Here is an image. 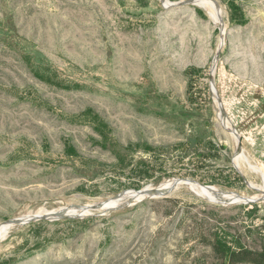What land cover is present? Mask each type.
Instances as JSON below:
<instances>
[{"label": "rangeland", "instance_id": "1", "mask_svg": "<svg viewBox=\"0 0 264 264\" xmlns=\"http://www.w3.org/2000/svg\"><path fill=\"white\" fill-rule=\"evenodd\" d=\"M169 1L0 0V264L259 248L264 0Z\"/></svg>", "mask_w": 264, "mask_h": 264}, {"label": "trees", "instance_id": "2", "mask_svg": "<svg viewBox=\"0 0 264 264\" xmlns=\"http://www.w3.org/2000/svg\"><path fill=\"white\" fill-rule=\"evenodd\" d=\"M190 147H194L199 142L200 138L188 139ZM255 212L264 213V206L254 204ZM260 218L264 221V214H259ZM260 229L264 231V222ZM205 244L212 247L215 254V264H264V238H261L259 248L253 249L242 244L241 238L237 240V249H231L226 243H223L219 236L215 235L210 239L200 236ZM213 264V263H212Z\"/></svg>", "mask_w": 264, "mask_h": 264}, {"label": "water", "instance_id": "3", "mask_svg": "<svg viewBox=\"0 0 264 264\" xmlns=\"http://www.w3.org/2000/svg\"><path fill=\"white\" fill-rule=\"evenodd\" d=\"M163 2H164V0H162ZM168 2H170L169 0H167ZM165 5H166V3H164ZM178 5V4H177ZM166 6H176L174 3H171L170 2V5H166ZM238 135V148H240V149H242V147H241V145H240V143H241V138H240V135L239 134H237ZM177 182H178V184L179 183H188V181H182V180H177ZM169 191H167L166 193H162V187H159V188H157V189H155V190H153V191H146V192H138V193H136V196L135 197H133L132 198V200H136V199H142V198H145V197H149V198H152V199H154V198H158V197H161V196H163V195H165V194H167ZM258 200H262V201H264V193H263V195L260 197V198H258ZM236 201H232V203H235ZM238 202V201H237ZM253 202H255V200H251V199H246V200H244V203H253ZM125 204H127V205H129L130 204V202L128 203H125ZM99 207V206H98ZM97 206L96 207H93L94 209L95 208H98ZM116 207H118L117 205H115V206H111V207H109V209L110 208H116ZM61 216H64V215H61ZM38 217V215H34L33 217H30V218H28V219H26V220H24V221H22L21 222V224H25V223H27V222H31V221H33V220H35L36 218ZM55 217H59V215H56ZM16 223V222H15Z\"/></svg>", "mask_w": 264, "mask_h": 264}, {"label": "bare ground", "instance_id": "4", "mask_svg": "<svg viewBox=\"0 0 264 264\" xmlns=\"http://www.w3.org/2000/svg\"><path fill=\"white\" fill-rule=\"evenodd\" d=\"M164 2L166 3V5H170V2H168L167 0H164ZM199 2H200L205 8H207V10L209 11L210 15H211L213 18H215L216 20H218V14H217L218 12H217V9H216V7L214 6V4H213L211 1H209V0H199ZM225 29H226V28H225V26H224V27H223V33H224ZM223 118H224V116H223ZM224 119H225V118H224ZM235 138H236L237 146H238V135H237V133H236ZM240 153H241V149L238 148V150H237V156H239ZM162 192H163V190H162Z\"/></svg>", "mask_w": 264, "mask_h": 264}]
</instances>
